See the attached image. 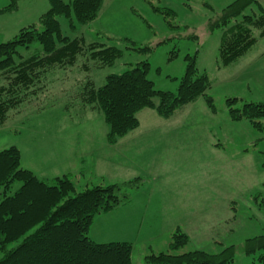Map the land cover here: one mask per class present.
I'll return each mask as SVG.
<instances>
[{"label": "trees", "instance_id": "16d2710c", "mask_svg": "<svg viewBox=\"0 0 264 264\" xmlns=\"http://www.w3.org/2000/svg\"><path fill=\"white\" fill-rule=\"evenodd\" d=\"M102 1L48 0L47 10L36 22L21 27L12 38L0 42V125L21 104L39 98L46 88L44 81L49 72L75 65L86 74L72 98L78 99L82 109L90 107L101 112L108 127L109 143L135 129L137 113L144 108H153L163 117H169L203 96L209 109L216 111L212 97L206 94L210 80L206 72L196 67L194 55H186V69L175 92L155 88L146 76L149 66L146 60L122 73L107 74L104 83L96 86L89 73L91 68L112 66L121 57L122 49L95 41L87 43L82 36H65L58 17H64L69 28L75 30L77 24L85 25L98 16ZM18 2L8 0L0 13L15 10ZM208 28L222 30L216 66H226L264 36V8L259 0H233L208 18ZM30 47L33 52L28 56L19 52L20 48ZM133 48L150 51L149 46ZM237 101V98L226 100L229 118L246 119L261 130L264 103L245 102L235 108ZM142 183L141 177H135L80 186L71 174L39 178L20 166L17 147L1 150L0 264H132L131 242H96L88 231L97 214L128 201L130 191ZM172 239L169 246L175 250L187 242L188 236L177 231ZM243 249L246 254L262 250L257 261L264 264V233L245 239ZM234 252L233 245L217 253L198 249L182 253L150 250L142 264H233Z\"/></svg>", "mask_w": 264, "mask_h": 264}, {"label": "rangeland", "instance_id": "374dc122", "mask_svg": "<svg viewBox=\"0 0 264 264\" xmlns=\"http://www.w3.org/2000/svg\"><path fill=\"white\" fill-rule=\"evenodd\" d=\"M232 1L103 0L98 16L85 25L77 24L75 30L69 28L64 17H58L63 35L71 38L82 36L87 43L95 41L122 49L121 57L112 66L91 68L89 73L96 86L104 83L107 74L122 73L146 60L149 64L146 76L153 81L155 88L175 92L186 69V55L195 56L196 67L200 72H206L210 80L206 94L212 97L215 105L214 124L221 143V180L224 189L218 198L220 200L214 199L204 205L200 201H187L188 215L182 213L179 217L173 216L178 228L172 232L154 234L148 242H144V239L150 234L142 233L139 239L135 238V234H130L129 239L134 243L132 264L143 263L144 255L150 252L147 247L149 243L154 252L170 250L172 253L196 249L217 253L221 248L233 245V264H252L253 261L259 264L257 258L262 250L246 254L243 243L245 239L264 233V117L261 119V130L254 128L246 119L232 120L228 116L226 100L237 98L235 108L245 102L264 103V37L234 62L216 66L222 30H209L208 18ZM41 2L31 0L39 13L48 8L47 0H44L46 4L43 8ZM145 46H149L150 51L133 48ZM19 52L28 56L33 48H20ZM85 74L79 65L49 72L44 81L46 88L39 93V98L21 104L18 111L0 125V151L15 146L20 151L21 167L35 174V171H41L46 152L71 140V131L80 130L84 123L81 115L90 111L88 107L80 108L78 99L72 98L81 88L80 81ZM197 100L195 105H191L190 112L209 113L205 98L200 96ZM150 110L152 108H144L137 113L138 129L145 123L142 113ZM207 123L210 122H201ZM103 152L98 147L96 157H83V165L89 176L82 180L72 175L76 184L84 181L106 184L116 177V160L114 164L103 161ZM171 161L168 170L170 174H175L173 179L184 180L181 183L186 190L193 187L189 183L191 178L187 177L192 172L199 173V168L190 163L191 154L174 153ZM128 164L126 162V170H131ZM141 175L118 177L122 182L142 178ZM189 196L190 193L186 192L185 197ZM101 216L103 213L95 216L93 227L105 228L116 220L109 215L101 220ZM225 216H231V220L226 221ZM177 231L185 233L188 240L181 247L170 249L169 244Z\"/></svg>", "mask_w": 264, "mask_h": 264}, {"label": "crops", "instance_id": "0c3cea01", "mask_svg": "<svg viewBox=\"0 0 264 264\" xmlns=\"http://www.w3.org/2000/svg\"><path fill=\"white\" fill-rule=\"evenodd\" d=\"M259 1L264 8L263 0ZM7 4L8 0H0V8ZM45 4L42 0L40 6L43 8ZM41 13L31 0H19L15 10L0 13V42L12 38L21 27L36 22ZM90 76L92 78V74ZM197 99L169 117L153 113L155 110L153 108L143 112L141 115L145 120L143 127L131 130L115 143L107 141L108 127L101 112L89 107L87 109L90 111L81 115L84 122L81 129L72 130L71 140L47 151V154L43 156L44 166L41 171H35L36 174L33 171V173L44 179L71 174L85 180L89 173L83 165V157H96L95 151L100 147L104 150L101 155L103 161L114 164L113 161L116 160L114 164L117 168L116 177H112L109 183L121 182L119 175L120 178H126L143 174L141 176L145 180L139 188L130 191L127 202L103 212L101 220L105 215H109L110 218H115V221H111L105 228H98L93 227L94 217L89 227V237L96 242L128 241L132 243L133 241L129 239L130 234H135L136 239H139L142 233L150 234L144 239V242H148L154 234L172 232L179 226L174 223L173 216L179 217L182 213L188 215L187 201H200L202 205L214 199L219 201L218 198L221 197L224 189L222 188L224 182L221 180V143L214 124L215 113L209 108H206L210 110L209 113H191V105H195ZM204 121L210 123L201 124ZM248 122L252 125L250 121ZM183 152L190 153V163L199 168V173L192 172L187 177L191 178L189 183L193 185L188 190L184 189L181 183L185 181L182 179L175 181L173 179L175 174H170L168 170V163L173 159V154ZM126 162L129 163L131 170H126ZM101 180L106 181L103 178ZM92 184L101 183L84 181L78 185ZM186 192L190 193L188 198L185 197ZM230 218L231 216L225 220L230 221ZM147 247L148 250L154 251L150 243Z\"/></svg>", "mask_w": 264, "mask_h": 264}]
</instances>
